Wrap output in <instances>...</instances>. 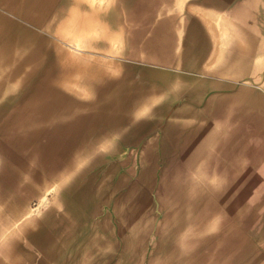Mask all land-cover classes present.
<instances>
[{"label":"rangeland","instance_id":"1","mask_svg":"<svg viewBox=\"0 0 264 264\" xmlns=\"http://www.w3.org/2000/svg\"><path fill=\"white\" fill-rule=\"evenodd\" d=\"M246 2L0 0V264H264V49L256 114L191 138L252 85Z\"/></svg>","mask_w":264,"mask_h":264},{"label":"crops","instance_id":"2","mask_svg":"<svg viewBox=\"0 0 264 264\" xmlns=\"http://www.w3.org/2000/svg\"><path fill=\"white\" fill-rule=\"evenodd\" d=\"M245 2H246V4H245L246 9L253 11L252 15L254 16L255 21L252 23V29L254 30V32L257 35H259V37L254 40L252 48L248 49L247 47H245L246 51H244V50H242V46L239 45V48L241 49L238 51L239 53H232V54L229 53L227 56L225 55L227 58L224 61L226 63V66H229L230 69L232 67H233V69L234 68L237 69V72H236V74H238L237 77H240L242 80H245L247 83L252 84V85H247L244 87L241 85L239 88L236 87V89H238L237 91H239L240 94L243 93L242 94L243 96L241 97V95H238V94H236V92H234L233 95L230 98H228L227 100H230V101H232V103L237 104L238 107L233 109L230 113L222 115V117L217 122L213 121L211 123L209 121H206L203 124L197 125L196 130H195L196 133L192 132L191 138L209 137L210 134H205L208 132V130L214 131L212 136H214V137L219 136L220 135L219 129L221 127V131L223 130V125H225L226 121L234 123V122H237L238 120H240L238 118V116L242 115L241 109L243 108V106H245L246 110L249 108V114L251 116L256 114V104H257V97H258L257 96L258 91L256 90L257 83H258V59H259V57H262V56H259L258 53H259V51H262V49H264V45H262V44H264V0H245ZM225 23L226 22L223 21V24L226 27L224 30L227 32L228 26H226L227 23L226 24ZM233 49L235 52L236 48L233 47ZM249 51H252V52H249ZM251 53L253 55L252 59L249 58L251 56ZM219 56H223V54H220ZM225 56H223V57H225ZM191 63H193V67L196 66L194 60ZM191 66H192V64H191ZM201 71L203 73H205V72H209L210 70L207 68V66L206 67L202 66ZM2 77L5 79L7 84L9 83V81L10 82L20 81V78H18L15 74H12L11 72H2L1 71L0 72V78H2ZM64 83H66V82H64ZM19 86H20V84L15 85L14 87H11V85L8 84V86L5 88V90H10V89L15 90V88H17ZM203 86H204V84L201 83L200 87H194L195 88L194 92H193L194 93V102L189 101L187 99L183 100L182 110L180 108L179 109L180 112L178 111L177 113H174L172 115V117L174 115H175V117L171 119V121H170L171 124L174 122V120L176 119L177 116L181 117V111L187 112L188 110H190L191 114H197V115L199 114L200 109L197 106V103H199V100L201 99V96H202L201 90H202ZM9 95H10V93H8V94L2 93L1 98L8 100V99H10ZM237 96H238L239 100L236 99ZM197 98H200V99H197ZM3 102H4V104L7 103V101H3ZM24 104H32V103L30 102V103H24ZM231 117H232V120H231ZM204 120H207V119H204ZM192 122L194 123V125L197 124L196 121H194V119L192 120ZM191 127L193 128V126H191ZM192 128H191V130H192ZM68 201L69 200L66 199L62 195V193L58 195V206L60 207V209H62L64 206V210L66 209V212H69V214H73V212L76 211V210H74V209H76V204L73 205L72 203H69ZM63 203H66V204L63 205ZM48 212L50 213L49 210H45L44 214L48 215L49 214ZM58 214L59 215L61 214L60 210L58 211ZM71 217L72 216H70V218ZM71 219H73V217ZM74 220H75V218H74ZM75 222H76V220H75ZM58 258L56 260H58Z\"/></svg>","mask_w":264,"mask_h":264},{"label":"bare ground","instance_id":"3","mask_svg":"<svg viewBox=\"0 0 264 264\" xmlns=\"http://www.w3.org/2000/svg\"><path fill=\"white\" fill-rule=\"evenodd\" d=\"M260 120V119H259ZM28 217V216H27Z\"/></svg>","mask_w":264,"mask_h":264}]
</instances>
